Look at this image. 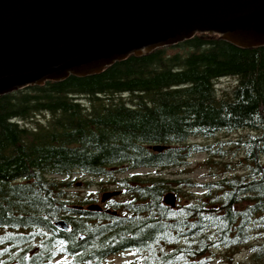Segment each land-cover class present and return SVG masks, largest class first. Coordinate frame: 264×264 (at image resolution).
Wrapping results in <instances>:
<instances>
[{
  "label": "trees",
  "instance_id": "obj_1",
  "mask_svg": "<svg viewBox=\"0 0 264 264\" xmlns=\"http://www.w3.org/2000/svg\"><path fill=\"white\" fill-rule=\"evenodd\" d=\"M224 79L233 84L219 93ZM201 153L241 160L207 162L228 171L176 208L164 198L189 181L119 180L130 200L103 212L56 179L183 168ZM247 246L264 264V48L202 34L100 75L0 98V264H104L123 252L137 255L133 264H206L218 250Z\"/></svg>",
  "mask_w": 264,
  "mask_h": 264
},
{
  "label": "water",
  "instance_id": "obj_2",
  "mask_svg": "<svg viewBox=\"0 0 264 264\" xmlns=\"http://www.w3.org/2000/svg\"><path fill=\"white\" fill-rule=\"evenodd\" d=\"M202 34L240 49L264 48V0H0V98L100 75ZM164 202L175 207V195ZM55 226L69 228L64 220Z\"/></svg>",
  "mask_w": 264,
  "mask_h": 264
},
{
  "label": "rangeland",
  "instance_id": "obj_3",
  "mask_svg": "<svg viewBox=\"0 0 264 264\" xmlns=\"http://www.w3.org/2000/svg\"><path fill=\"white\" fill-rule=\"evenodd\" d=\"M232 80H221L216 83V89L219 93H222L228 90L232 86ZM40 119H44L42 116ZM46 120H49L48 117ZM236 134H221L219 137L223 139V141H229L228 139H234ZM194 143L199 144H214V141H205V140H194ZM226 142V143H227ZM223 150L226 152H232L230 148H228L225 143L223 145ZM241 158L238 156L231 155L221 159L217 155H213L210 153H201L195 155L192 159L188 160L187 164L183 168H171L168 170H153V169H140L135 171H124L119 172L117 170L114 175L117 178H96L91 176H86L84 174H74L71 177H60L56 176V179L62 181H68L74 183V188L70 191L69 195L72 198H85L89 197L95 202L91 204L90 207H94V210L109 212L111 207L117 203H125L130 200L128 194L124 192L123 189L117 184V181L122 179H129L132 176H142L144 178H148L149 176L153 177H162L169 179L171 181H189L190 184L187 185H177L175 188L178 190L177 192H171L176 197V206L180 203L187 204L192 196L195 198L201 197L204 192L199 188H196V185L202 183H210L214 182L219 178V175H223L228 169L221 166L216 167L212 165V168L207 166L206 163L209 161H218L223 163H230L233 167L240 161ZM231 167V168H232ZM239 169V168H237ZM240 171V170H239ZM244 172L240 171L239 175H243ZM87 183H91L90 187H86ZM119 192V196L112 197L107 201L103 202V196L109 193ZM91 209V208H89ZM137 259V255L133 252H123L118 254H113L104 262V264H133ZM57 264H66L64 259H61L57 262ZM195 264H200V262H196ZM206 264H260V262L256 261L251 253L250 247H240L234 250H218L213 253V257Z\"/></svg>",
  "mask_w": 264,
  "mask_h": 264
},
{
  "label": "bare ground",
  "instance_id": "obj_4",
  "mask_svg": "<svg viewBox=\"0 0 264 264\" xmlns=\"http://www.w3.org/2000/svg\"><path fill=\"white\" fill-rule=\"evenodd\" d=\"M263 155V154H262ZM130 178V177H129Z\"/></svg>",
  "mask_w": 264,
  "mask_h": 264
}]
</instances>
